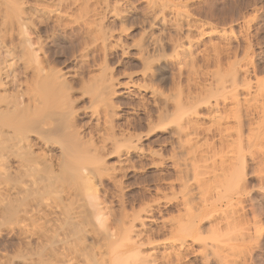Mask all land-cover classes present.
<instances>
[{
    "label": "rangeland",
    "instance_id": "obj_1",
    "mask_svg": "<svg viewBox=\"0 0 264 264\" xmlns=\"http://www.w3.org/2000/svg\"><path fill=\"white\" fill-rule=\"evenodd\" d=\"M17 1L42 8L36 15L38 20L35 22L39 25L33 26L35 30L31 31L36 36H32L35 43L39 40L37 38L43 42V47L36 45L41 47L38 55L43 60L42 65L47 71L52 67L61 72L69 67L78 71L80 76L72 81L76 89L84 91L79 85L88 84L101 71L120 77L125 82V73L141 69L138 59L123 58L119 51L114 50L118 49L116 43L119 38L120 42L132 46L131 49H139L138 54L144 59L154 61L152 72L137 81L156 87L165 96L174 94L173 97L183 108L193 106L197 115L189 124L184 116L177 114L173 103L162 104L160 110H166L163 117L167 113L165 116L168 118L164 117L166 121L163 120L161 125L155 123L151 137L144 143L145 148L161 143L165 157L182 163L187 150L180 141V133L181 129L191 126L197 139L193 147L196 154L193 161L197 169L203 170L207 166L201 154L209 158L207 165L213 168V164H218L233 144L240 142L238 153L244 164L240 193L237 194L235 178L231 174L226 176L219 171L208 176L198 175V180L190 163L188 173H179L169 165L163 169L147 165L132 177L122 179L124 201L128 210L135 208L137 211L153 199H158L166 206L161 216L156 213L157 217L177 220L186 216L185 201L196 208L204 194L209 196V200H217L221 189L222 194L232 197V202L222 205L225 217L212 212L197 220L195 253L190 254L183 264H264V0H164L169 3L162 9H153L148 0ZM179 9L185 12L183 18L176 12ZM3 10L0 11V38L6 40L4 48L17 49L21 58L26 54L29 57L28 53L25 54L27 48L19 42L16 28L18 35L15 33L14 40H11L10 24ZM119 13V16L116 15ZM155 15H158L156 21L153 19ZM106 32L112 33L114 39L104 47L100 37ZM155 38L159 40L157 45L153 42ZM107 49L113 51L107 53ZM1 56L4 62L5 58ZM22 61L15 66L16 69L13 67L17 77L12 79L7 90L10 96L16 93L17 96L21 93L26 96L30 88L28 93L30 96L33 93V88L27 86L31 84L27 78L30 77V68H35L37 62L32 63L34 60L31 59L29 65ZM24 82L29 84L24 85ZM27 96L25 103L29 98ZM87 98L79 102L83 106H79L80 109L91 105ZM207 99L218 108L221 121L212 120L210 107L203 102ZM30 101L31 109L34 103ZM119 102L131 107L141 104L133 97H123ZM46 121L52 123L51 119ZM57 121L58 124L61 122L60 119ZM131 121L138 131H148V126L138 117ZM56 122L52 123L53 129L58 127L54 125ZM55 129L51 131L60 133L59 127ZM226 135L231 140L229 143L224 139ZM44 142L40 143L41 147L34 146L36 154L40 153L43 166L57 155V151H49ZM105 160L109 169L118 167L115 155L107 156ZM133 163L140 168V160L135 159ZM11 174L14 175V172ZM63 176H57L60 182L54 180L58 184L63 179L66 182L62 183H69L67 176ZM202 179L205 180L203 183ZM196 181H199L202 192L194 187ZM97 192L101 206L116 204L115 189L109 180L97 184ZM16 222L17 213L13 207L0 214V264H63L62 251L60 253L55 249L50 252L36 239L26 242L27 239L21 237L16 228L15 231L11 229ZM157 228L154 225L150 227V231L155 230V238H165L163 232L157 234Z\"/></svg>",
    "mask_w": 264,
    "mask_h": 264
},
{
    "label": "bare ground",
    "instance_id": "obj_2",
    "mask_svg": "<svg viewBox=\"0 0 264 264\" xmlns=\"http://www.w3.org/2000/svg\"><path fill=\"white\" fill-rule=\"evenodd\" d=\"M16 1L0 0V9L6 10L5 12L3 10V13L10 24L11 40L13 41L15 35L19 33V42L21 41L22 47L27 48L25 54H29L30 60H27L29 58L27 54L25 55L27 58L25 56V59L21 58L20 54H17V49H5L6 40L0 38V56L5 58L4 62L0 59L5 63L4 66L3 63L0 64V214L13 207L15 214L17 213V222L11 229L16 228L22 234L21 237L27 239L26 242L36 239L50 252H54L55 249L60 253L62 251L63 264H183L190 254L195 253L193 247L198 241L197 220L212 212L222 218L225 217L222 205L232 202V197L226 193L222 194L221 189L217 200H209V196L204 194L196 208L185 201L184 207L187 211L185 217L165 220L157 217L161 216L166 206L158 199H153L144 207L141 205L142 208L137 211L135 208L128 210L124 201L125 187L122 179L132 177L147 165L161 169L169 165L179 173H188L190 163L195 168L196 176H208L219 171L226 176L231 174L235 178L238 194L244 169L238 153L240 142L233 144L219 163L213 164V168L207 165L209 158L201 154L207 166L203 170L197 169L196 162L193 161L196 158L193 147L197 139L191 126L181 129L180 133V141L187 150V156L182 163L165 157L162 153L164 145L161 143L156 147L145 148V141L152 135L151 129L168 118L165 116L167 113L164 114L165 118L163 117L166 110L161 112L162 104L173 103L177 114L184 116L189 124L197 115L193 106L183 108V105L173 97L174 94L165 96L156 87L137 81L141 77L145 78L148 72H152L154 61L144 59L138 54L139 49H131L132 46L120 42L119 38L116 43L118 49L114 50L119 51L123 58L138 59L141 62V69L125 73V82L120 77L101 71L94 76L92 83L86 84V88L83 82V84L80 82L83 87L78 84L79 88L87 91L76 89L72 83L77 79L78 71L71 70L72 67L65 72L56 68L55 70L53 67L54 70L50 68L47 71L42 65L43 60L38 55L41 47L38 48L36 45L42 46L43 42L37 38L39 40L36 44L32 38L36 36L31 34V31L35 30L33 26L37 24L36 15L42 8ZM148 3L153 9L154 7L162 9L166 8L169 1L148 0ZM176 12L183 18L185 12L181 9ZM116 15L119 16L120 13ZM157 16L153 18L155 21ZM15 28L18 33L15 32ZM104 34L100 38L105 47L111 43L114 35L110 32ZM156 39L153 42L157 45L159 40ZM111 51L113 49H107V53ZM22 59L27 64L31 59L34 60L32 63L37 62L35 68L32 64L31 73L27 71L30 73V79L27 78V81L31 83L27 86L33 88V93L30 96L29 87L30 91H27L29 98L26 103L25 93L20 91L19 96L17 93L16 96L14 94L10 96L9 91L7 92L12 79L15 80L17 77L13 67L16 69L15 66ZM26 83L24 82V85ZM87 96L93 108L90 105V109L85 106L82 110L83 108H80L83 106H80L79 102ZM123 97H133L141 104L138 103L137 107L122 105L119 101ZM29 99L34 103L31 109ZM203 102L210 107L212 120L221 121L222 115L216 105L209 99ZM135 117L148 126L147 132L137 130L135 123L131 121ZM58 119L61 121L59 124H62L61 129L57 123ZM46 120L52 123L57 121L54 125L59 127V130L58 127L56 129L61 130L60 133L54 132L57 135H52L51 130L55 128L53 129L52 123ZM41 138L45 140V146L49 151H57V155L50 159L52 162L49 161L51 164L44 166L40 153L37 155L34 148L41 147L40 143L43 141ZM224 139L228 143L231 141L228 135L224 136ZM111 155L117 158V168L109 169L105 157ZM135 159L141 161L140 168L133 163ZM12 171L14 175L11 174ZM60 175L67 176L69 183H62L65 181L63 179L62 184H58L61 179H57V176ZM54 179L59 181L56 182ZM106 180H109L115 189L116 204L112 207L109 204L107 207L101 206L97 192V184ZM204 181L202 179V183ZM196 186L202 192L199 181L195 182L194 187ZM153 225L158 227L157 234L163 232L166 237L155 238V230L150 231ZM53 256L56 257L54 254Z\"/></svg>",
    "mask_w": 264,
    "mask_h": 264
}]
</instances>
